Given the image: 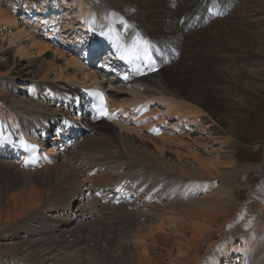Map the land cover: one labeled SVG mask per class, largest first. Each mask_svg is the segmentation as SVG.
Returning <instances> with one entry per match:
<instances>
[{"label":"bare ground","instance_id":"6f19581e","mask_svg":"<svg viewBox=\"0 0 264 264\" xmlns=\"http://www.w3.org/2000/svg\"><path fill=\"white\" fill-rule=\"evenodd\" d=\"M239 2L230 12L227 0H0V126L38 140L42 157L26 168L20 147L0 142V264H264V202L254 193L255 211L240 202L256 167L240 165L232 146L239 95L264 91L250 79L264 67V11ZM97 13L179 57L138 80L107 79L66 40ZM53 18L62 30L47 40L41 24ZM91 88L122 117L95 122ZM68 95H83L88 113L65 140L52 131L68 117L58 108L75 107ZM187 129L216 143L200 149L207 157ZM121 184L134 201L95 195Z\"/></svg>","mask_w":264,"mask_h":264},{"label":"rangeland","instance_id":"374dc122","mask_svg":"<svg viewBox=\"0 0 264 264\" xmlns=\"http://www.w3.org/2000/svg\"><path fill=\"white\" fill-rule=\"evenodd\" d=\"M227 1L229 2L228 10L230 12H232L233 9L236 7V5H238V3H240L239 1H241V0H236V1L234 0L232 2H230V0H227ZM243 1H245V0H243ZM247 1L249 3L251 13H256V12L261 11V10L264 11V7L260 8L257 5L259 0H247ZM257 7H258V9H257ZM259 9H261V10H259ZM116 11H118V10H116ZM221 13H220V15H216L215 17L216 18L221 17L222 16ZM194 24H197V23L194 22ZM174 51H176V52H174ZM169 54L173 55V57L171 56L172 61H174L173 59H175V57L176 58L179 57V52L177 50H175L172 45L169 47ZM79 61L82 62L84 60L79 59ZM260 77L261 78L256 77V76H254V77L251 76L250 79H253V80L258 79V82L262 83V85H264V67L262 69ZM87 81L89 82L88 79H87ZM89 84H90V82H89ZM82 88H84V87H82ZM80 92H81V89H80ZM251 92L252 91H245L244 93L239 95V98H241V100H242V101H240L241 106L238 108L237 112H235L233 117H232V119H234V124H235L234 128L236 130V135H235L236 139H235L232 146H234V149H235L234 152L236 153V158L238 159L240 165H241V163L243 165L249 164L253 168H255V167L257 168L258 165H262V166L264 165V91H262L261 95L258 94L257 92H252L253 94ZM152 108H153V106L151 107V109ZM58 109L64 110L65 114L68 117L72 118L73 119L72 121L74 123L76 120L82 121V122L84 121L75 115L76 114L75 110L69 111L68 109H65V107H61ZM167 125H168V123L166 124L165 127H163L162 131L166 130L165 128L167 127ZM186 131L189 133L188 136H190V138H186V141L190 142L189 144L191 146H193L194 148H197L198 152L201 155L207 157L208 153L211 151V148H210L211 145L216 144V143L211 141L209 138L205 139V137L207 135H202V134H200V132H191L189 129H187ZM177 132H179V131H177ZM202 136H203V138H202ZM208 144H210V145H208ZM202 145H204V148ZM48 146H49V144L46 143L43 147L47 148ZM217 146H218V144H217ZM200 149H203V150L207 149L208 153H206L205 151H202ZM256 168L253 171H251L248 178L246 177V179H242V184L245 186H243L244 188H242L240 191L241 192L240 194H242L241 198H240V202L243 204V209H246V208H248L247 207L248 205H251L252 209L254 211L256 210V204H255L254 198L250 195V193L256 194L258 199L260 201L264 202V167H263V171L257 170ZM247 180H249V181H247ZM247 182H249V183H247ZM246 186L247 187L249 186V188H247ZM244 193H246V194H244ZM248 195H250L251 197H249ZM230 232L231 233H229V234L234 235L236 233V228H234Z\"/></svg>","mask_w":264,"mask_h":264},{"label":"snow or ice","instance_id":"6c2138e0","mask_svg":"<svg viewBox=\"0 0 264 264\" xmlns=\"http://www.w3.org/2000/svg\"><path fill=\"white\" fill-rule=\"evenodd\" d=\"M210 11H211V9H209ZM144 59L150 64V65H155V59L152 57V55H151V53H150V51H149V48L147 47V44H146V42H145V47H144ZM134 55V58H140V56H139V54L138 53H134L133 54ZM122 59H125V60H127V59H129V55H128V53H127V50L125 51V53L122 55ZM125 79H128V77L127 76H125L124 77ZM101 100L103 101V96H102V94H101ZM100 111H101V115H104V116H108V118H111V116H109V114H108V111H107V107H106V105H104L103 103H102V106H101V109H100Z\"/></svg>","mask_w":264,"mask_h":264}]
</instances>
